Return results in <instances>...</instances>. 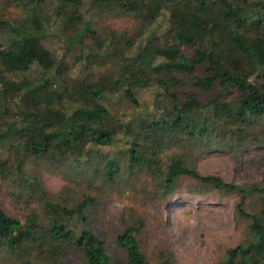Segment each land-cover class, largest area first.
<instances>
[{"label": "trees", "instance_id": "obj_1", "mask_svg": "<svg viewBox=\"0 0 264 264\" xmlns=\"http://www.w3.org/2000/svg\"><path fill=\"white\" fill-rule=\"evenodd\" d=\"M0 3L18 11L13 19L0 18L2 74L21 76L0 87V147L6 150L0 183L11 201L29 208L22 218L0 208V256L18 263L68 264V257L76 255L80 264H114L105 242L89 227L86 211L95 201L85 197L68 206L50 200L40 182L23 171L28 160L68 172L82 170L96 147H109L119 136L122 127L103 102L120 92L139 114L142 137L141 144L132 141L126 149L129 174L144 170L162 197L176 192L182 180L196 184L192 194L208 188L239 197L235 216L248 224L247 232L216 264H264V186L203 175L190 160L203 148L235 153L264 145V0ZM59 7L66 13L60 14ZM96 12L132 18L133 33L111 32L104 46L94 50L85 40ZM160 17L161 33L147 29ZM50 37L62 41L61 57L44 46ZM112 44L114 53L109 52ZM105 60L111 75L92 77L95 64ZM73 66H83L88 75L70 77ZM34 70L40 73L34 76ZM152 86L160 92L143 108L137 90ZM222 92L227 96H218ZM122 174L116 158L106 160L105 184H114ZM247 199H256L257 213L246 212ZM139 225L126 222L115 238L125 264H149L136 238Z\"/></svg>", "mask_w": 264, "mask_h": 264}, {"label": "rangeland", "instance_id": "obj_2", "mask_svg": "<svg viewBox=\"0 0 264 264\" xmlns=\"http://www.w3.org/2000/svg\"><path fill=\"white\" fill-rule=\"evenodd\" d=\"M57 11L60 14L66 13L60 7ZM94 14L95 22L85 40L94 50L98 51L104 46L111 32L115 31L120 35L133 33L135 22L128 16H103L98 12ZM17 15L18 11L6 9L0 3V18L13 19ZM151 28L153 33H161L164 30L163 19L160 17L147 27ZM43 44L56 57L62 56L63 43L57 37L47 38ZM113 49L112 44L109 52L114 53ZM122 53L129 56L131 51ZM82 67L73 66L68 75L73 78L88 75L89 72ZM95 67L90 72L95 78L98 74L111 75L113 72L108 60L98 62ZM38 73L39 70H34L32 75ZM197 76H200L199 72ZM20 79L21 76L2 74L0 67L1 88ZM156 92H160L156 86L137 90L140 106H149ZM227 94L222 92L218 96L223 98ZM103 103L108 107L110 118L122 127L117 140L111 146L94 148L92 157L78 172L55 169L33 160L27 161L28 169L23 172L31 180L40 182L45 197L50 200L68 206L75 205L85 197L95 201L86 211L89 227L105 242L114 264H125L124 254L116 249L114 241L124 230L125 223L130 221L140 224L141 230L136 238L149 264H216L228 249L243 240L247 232L248 224L235 216V205L240 201L239 197L208 188L201 194H192L191 190L196 184L189 180L180 181L176 185V192L162 197L161 190L155 187L156 180L149 177L144 170L138 168L132 174L127 171L126 149L132 141L139 144L142 142L137 121L138 112L120 92L109 94ZM125 125H129V128H124ZM5 157L6 150L0 147V159L4 161ZM111 158L118 160L123 174L114 184H105L102 180L103 165ZM190 160L194 168L203 175L215 174L226 182L238 185L264 186V145L247 147L235 153L203 148L198 156L194 157L192 153ZM0 185V208L7 214L22 218L29 212V208L22 205L20 200L11 201L5 194V186L1 183ZM36 198L38 201L42 200L37 193ZM244 208L248 213H257L256 199H247ZM67 263L80 264V259L71 255ZM0 264L39 263H35L33 259L28 263H18L6 256H0Z\"/></svg>", "mask_w": 264, "mask_h": 264}]
</instances>
